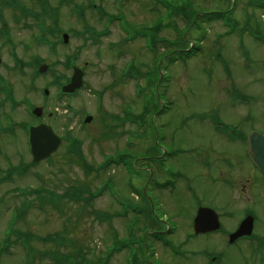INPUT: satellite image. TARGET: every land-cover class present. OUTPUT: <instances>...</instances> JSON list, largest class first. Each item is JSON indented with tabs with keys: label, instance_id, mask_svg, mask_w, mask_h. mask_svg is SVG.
I'll return each instance as SVG.
<instances>
[{
	"label": "rangeland",
	"instance_id": "obj_1",
	"mask_svg": "<svg viewBox=\"0 0 264 264\" xmlns=\"http://www.w3.org/2000/svg\"><path fill=\"white\" fill-rule=\"evenodd\" d=\"M35 1L16 0V8L14 5L6 7L0 0V87L12 90L16 99L26 101V106L30 101L33 105L43 106L45 116L51 114L44 121L65 140L63 148L51 159L36 164L21 176L14 175L11 183L0 185V247L4 246L1 238L5 230L10 222H14L12 213L26 203L27 209L22 206L24 215L13 227L34 236L28 243L36 252L33 264H56V260L38 257L40 253L55 250L75 256L79 264H101L104 260L106 264H127L130 258L127 249L106 260L107 249L113 243L112 234L119 239L127 238L131 211L125 218L113 216L121 210L120 201L142 204V198L139 201L135 191L148 181V174L143 166L138 169L139 161L136 165L134 159L152 149L160 158H165L164 169L151 163L152 179L165 178V170L180 175L174 195L160 192L157 199L169 219L168 227L173 230L168 239L186 253L184 257L173 256L157 243L151 247L152 260L163 264H204L202 252L213 254L223 249L222 264H264V256L262 261L261 257H249L245 241L228 246L224 237L207 235L185 242V238L193 234L192 217L197 199L220 216L226 213L223 222L229 230L234 229L236 222L244 216L243 210L250 212L255 217V235L264 237V177L249 161L245 143H223L224 139L219 137L222 141L219 140L206 118L216 112L226 123L238 125V131L243 134L250 130L264 134V7H261L264 0H166L173 7L187 2L185 19L180 14L168 15L158 0ZM45 2L47 7L43 8ZM91 3L96 5L98 12L104 13V17L117 14L129 22L120 20L125 36L131 42H122L123 35L115 21L109 23V33L97 43L85 41V34L77 36L85 25L100 30L101 22L104 24L93 9L95 5L90 8ZM18 8L39 14L56 10V26L70 35L68 44L48 36L55 43L53 53L50 52L48 46L38 43L40 32L36 21L24 18ZM74 10L81 11L83 18L74 14ZM205 13L207 15H203ZM216 13L228 15L225 24L218 20ZM194 15L197 21L191 26L189 19ZM159 21L162 22L158 27L161 29L158 32L160 40L180 42L183 35L186 44L193 42L198 51L175 63L164 61L161 66L166 43L159 42L156 47L145 38L138 39L139 33L147 32V27ZM112 42L118 45L110 49ZM68 56H75L76 67L84 70L85 85L73 98L60 96L54 81L55 76L71 75L72 71L66 67ZM158 57H161L158 74L160 67L164 80L158 88H149L146 76L152 74ZM36 59H42L48 65L57 63L50 72L47 70L37 76L34 74ZM20 62H24L23 67ZM130 63L134 65L133 72L137 73L131 75V80L122 81V74ZM47 83L49 93L44 96ZM157 103L162 104L166 112L152 115L157 110ZM145 104L152 107L148 116L134 124L133 117L142 113ZM25 105L19 109L21 117L13 118L16 122L28 119L33 123L34 120L25 114ZM127 112L131 113V122L125 119ZM87 114L92 120L84 126L83 117ZM14 128L19 131L15 138H3L5 153L11 164H20L17 162L20 154L23 163L30 162L25 131L16 125ZM68 130L71 137L80 142L89 166L97 167L104 155L109 154L111 157L126 156L125 163L112 164L103 171L84 172L78 159L67 153ZM226 145L232 152L227 160L232 167L229 173L221 162L225 152L222 148ZM142 162L146 160L142 159ZM6 166L2 158V172ZM239 168L241 171L237 173ZM230 173L232 179L226 175ZM238 174L244 176L235 180ZM246 176L248 183L243 187ZM187 184L194 195H185ZM83 187L101 193L86 205L84 201L57 198L54 202L40 203L33 195L23 197L14 192L16 188L40 189L57 197L67 188ZM103 213L109 214L110 218L103 219ZM53 234H59L65 244L36 239ZM25 253L17 242L7 254L1 255L0 264H25L31 261ZM70 260L74 261L73 258ZM64 263L68 264V259Z\"/></svg>",
	"mask_w": 264,
	"mask_h": 264
},
{
	"label": "water",
	"instance_id": "obj_2",
	"mask_svg": "<svg viewBox=\"0 0 264 264\" xmlns=\"http://www.w3.org/2000/svg\"><path fill=\"white\" fill-rule=\"evenodd\" d=\"M41 70H45V67L41 68ZM79 80V77L75 73V76L72 78V82L70 85L66 86L64 91H72L74 87H77L78 84L76 82ZM39 109L34 111V114L39 115ZM30 147L31 153L33 154L34 162L39 161L40 159L48 157L51 153H53L59 146V139L53 134L50 127L45 125H40L38 127L30 129ZM249 143V156L251 157L253 163L264 172V136H261L256 133H251L248 136ZM200 219L195 221L194 229L195 232L198 233ZM251 222L252 220L248 218L243 221L236 232V236L241 235H249L251 233ZM204 226L200 227L203 228ZM212 229V228H211Z\"/></svg>",
	"mask_w": 264,
	"mask_h": 264
},
{
	"label": "flooded vegetation",
	"instance_id": "obj_3",
	"mask_svg": "<svg viewBox=\"0 0 264 264\" xmlns=\"http://www.w3.org/2000/svg\"><path fill=\"white\" fill-rule=\"evenodd\" d=\"M215 117V116H214ZM217 118L218 119H221V117L220 116H217ZM217 131H218V134H220V136H225L226 135V131H225V129L224 128H222V125H223V122L221 121V120H218V122H217ZM224 139V141H222L220 138H219V140H221L223 143L224 142H227V138H223ZM223 150H225V152L223 153V156H224V158H221V161H226V160H228V158L231 156V154H232V152H231V150H230V148H228L227 147V145L226 146H224L223 148H222ZM153 157L151 156V157H149L148 159H152ZM146 165H147V167H146V169L149 167V163H146ZM224 167H225V165H224ZM162 168V167H161ZM241 170H240V168L238 169V172L237 173H239ZM230 171L229 170H227V172L226 173H229ZM164 175H165V178H163L162 180H159V182L156 180V183L155 184H153V185H151L150 186V193L151 194H149V195H151L152 197H154V199H153V201H152V205H151V202L149 201V203H147V202H145V203H143L144 204V207H143V209H144V214H143V217H144V219L145 220H147L148 222L150 221V218H151V213H152V210L154 209L155 210V221H156V223H159L158 225L159 226H164V224H165V222H164V220L165 219H167V217L165 216V214L163 213V210L161 209L162 208V204H159L158 203V199H157V197H158V195H157V193H160V192H165V193H167V191L168 190H170V193H173L175 190H176V187H175V185L174 184H171V180H169L168 179V176L170 175L168 172H164ZM227 175V177L228 178H230V179H232V175H231V173L230 174H226ZM240 175H243V174H240ZM239 174L237 175V176H235V180L236 179H238V177L240 176ZM244 176V175H243ZM152 178H153V176H152ZM152 178H151V181L149 182V184H151L152 183ZM228 182H229V180H228ZM247 183H248V179H247V176L245 177V182H244V184H243V187L244 186H247ZM166 184H170L171 185V187L170 186H167ZM163 185H165V186H163ZM162 186V187H161ZM173 187V188H172ZM175 188V189H174ZM174 189V190H173ZM185 193V195H186V191L184 192ZM154 196H153V195ZM197 207L195 208V210H194V216H195V213H196V210H197V208L198 207H200V206H204V207H206L207 205H204V204H200V202H198L197 201ZM208 207V206H207ZM214 210V209H213ZM215 211V210H214ZM216 212V211H215ZM219 215V214H218ZM226 217V213L222 216H220L219 215V221H220V223H221V226H220V229L216 232V233H219V232H221L222 231V229H223V235H221L222 237H224V239H225V236H228L230 233H231V230H229V229H227L226 227H225V225H224V222H223V219ZM132 231V230H131ZM147 231H149V230H147ZM154 233H159L160 234V236H163V235H165L166 234V230H156V231H153ZM213 235V234H212ZM131 236H132V232H131ZM238 240H240V239H238ZM238 240L236 241V242H238ZM223 252V249H220L219 251H216V253L218 254V253H222ZM215 255L214 256H212V258H214V262H216V259H215ZM213 262V261H212ZM154 264H160L159 263V261L158 260H156V261H154L153 262ZM205 264V263H204Z\"/></svg>",
	"mask_w": 264,
	"mask_h": 264
},
{
	"label": "trees",
	"instance_id": "obj_4",
	"mask_svg": "<svg viewBox=\"0 0 264 264\" xmlns=\"http://www.w3.org/2000/svg\"><path fill=\"white\" fill-rule=\"evenodd\" d=\"M216 17H217V18H220V16H219L218 14L216 15Z\"/></svg>",
	"mask_w": 264,
	"mask_h": 264
}]
</instances>
